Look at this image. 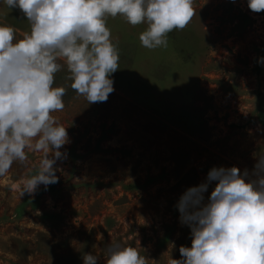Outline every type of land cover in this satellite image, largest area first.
Wrapping results in <instances>:
<instances>
[{
	"label": "rangeland",
	"instance_id": "1",
	"mask_svg": "<svg viewBox=\"0 0 264 264\" xmlns=\"http://www.w3.org/2000/svg\"><path fill=\"white\" fill-rule=\"evenodd\" d=\"M193 7L188 26L154 50L139 40L146 23L108 18L120 61L106 102L73 91L66 65L56 74L54 87L67 94L52 115L68 128V155L57 162L58 182L34 194L20 191L42 152L26 149L28 160L0 176V264H83L86 252L106 264L113 242L137 248L147 264H168L191 246L175 207L186 189L214 166L254 167L264 152V11L248 0ZM11 12L0 0V24L19 40L30 27Z\"/></svg>",
	"mask_w": 264,
	"mask_h": 264
},
{
	"label": "clouds",
	"instance_id": "2",
	"mask_svg": "<svg viewBox=\"0 0 264 264\" xmlns=\"http://www.w3.org/2000/svg\"><path fill=\"white\" fill-rule=\"evenodd\" d=\"M19 9L30 31L16 39L13 26L0 24V176L14 162L28 160L26 149L42 152L34 175L22 182L20 195L34 194L58 182L57 162L70 142L68 128L52 114L65 108L67 89L55 86L66 65L70 87L88 104L106 102L114 92L119 69L118 42L108 18L123 17L132 26L147 24L139 35L144 48H167L168 34L184 30L195 15L194 0H2ZM255 13L264 0H248ZM264 64V57L257 61ZM243 171L212 167L206 179L180 196L182 226L190 228L191 246L179 247L180 258L168 264H264V152ZM215 182L210 196H205ZM106 264H147L137 248L109 245ZM83 264H99L92 252Z\"/></svg>",
	"mask_w": 264,
	"mask_h": 264
},
{
	"label": "trees",
	"instance_id": "3",
	"mask_svg": "<svg viewBox=\"0 0 264 264\" xmlns=\"http://www.w3.org/2000/svg\"><path fill=\"white\" fill-rule=\"evenodd\" d=\"M14 10H15V9H14ZM14 10H12L11 13H12V14L14 13V14L20 15V16H18V19L21 20V21H23V22L25 23V25H28V26L30 27V23L27 21L26 17H24L22 13L19 14L18 12L14 11ZM20 17H22V18L20 19ZM257 120H258V122H259L261 125H264V112L260 111V112L258 113V115H257Z\"/></svg>",
	"mask_w": 264,
	"mask_h": 264
}]
</instances>
